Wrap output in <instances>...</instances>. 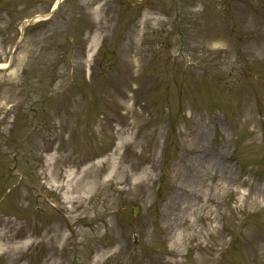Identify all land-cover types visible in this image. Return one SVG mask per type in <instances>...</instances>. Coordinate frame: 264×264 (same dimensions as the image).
Instances as JSON below:
<instances>
[{"label": "rangeland", "instance_id": "1", "mask_svg": "<svg viewBox=\"0 0 264 264\" xmlns=\"http://www.w3.org/2000/svg\"><path fill=\"white\" fill-rule=\"evenodd\" d=\"M55 2L0 0V264H264V0H65L13 53ZM192 150L216 219L169 227Z\"/></svg>", "mask_w": 264, "mask_h": 264}, {"label": "bare ground", "instance_id": "2", "mask_svg": "<svg viewBox=\"0 0 264 264\" xmlns=\"http://www.w3.org/2000/svg\"><path fill=\"white\" fill-rule=\"evenodd\" d=\"M251 119L248 118L246 119V124L250 123ZM137 120H133L131 122L127 123V126L130 128H133L136 126ZM121 144V143H120ZM208 156V155H207ZM193 158L194 160H191ZM188 161L189 164H192L191 167L187 168V171L182 179V181L177 184L175 190L171 193V195L168 198L166 207H165V215H164V220L168 223H170V217L172 215V211L174 210H182V209H189L191 210L196 216L197 220L202 221V220H209V221H215L216 217H211L210 214H204L203 212L205 211V205H202L197 209L196 204L189 203L188 205L184 206L181 205L180 199L182 196H187L195 199H198L199 201L203 199L205 196V177L207 176V173L209 172V164L213 161L219 162V159L215 160L214 156H209L206 157V155L196 153L193 154ZM224 165L227 163L222 162ZM208 165V166H207ZM208 171V172H207ZM178 173V171H177ZM219 185V183H217ZM71 187V186H70ZM226 188V187H225ZM207 190L211 191L210 185H207ZM248 198H250L254 203H260L261 198L259 196L252 198L251 194L248 193ZM207 202H210L211 197L210 194L207 197ZM196 210H200L198 214H196ZM192 213V214H193ZM180 221V222H179ZM176 220V222H179V225L182 228V231L177 233L176 235L172 236L171 239V247L174 248L178 254L181 256L184 254V247L188 244L187 241L191 238H194L195 234L194 232L192 234H188L190 236L187 237V239L182 236L184 233L186 235V231L190 230H195V224L196 220L193 219H187V220ZM189 222L190 228L187 224ZM170 227V225H169ZM204 233L201 231L199 232V236L203 237ZM151 251V249H148ZM148 257L145 259V264H199L202 263L203 261H210L209 257H205V260H201L200 262L196 257H192L188 259L186 262L181 259L178 255L174 253L173 249L170 250H164L162 254H157V253H152V252H147ZM161 257L163 259H161Z\"/></svg>", "mask_w": 264, "mask_h": 264}]
</instances>
